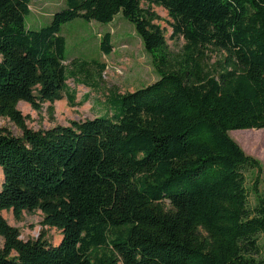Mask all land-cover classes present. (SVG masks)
<instances>
[{
  "label": "trees",
  "instance_id": "trees-1",
  "mask_svg": "<svg viewBox=\"0 0 264 264\" xmlns=\"http://www.w3.org/2000/svg\"><path fill=\"white\" fill-rule=\"evenodd\" d=\"M30 3L0 0V118L22 130L0 128V264H264L263 164L230 135L264 129V0H66L37 29L26 25ZM153 6L168 12L180 51ZM118 15L159 78L112 91L103 115L30 128L21 101L80 105L68 80L106 69L97 60L68 65L62 26ZM113 48L107 32L101 50ZM211 52L222 56L212 62ZM5 210L18 218L40 210L60 242L21 239Z\"/></svg>",
  "mask_w": 264,
  "mask_h": 264
},
{
  "label": "rangeland",
  "instance_id": "rangeland-1",
  "mask_svg": "<svg viewBox=\"0 0 264 264\" xmlns=\"http://www.w3.org/2000/svg\"><path fill=\"white\" fill-rule=\"evenodd\" d=\"M65 5L66 0H31V12L26 16L27 27L37 29L49 24L51 13H55ZM153 9L161 18L156 22L165 30L171 50L180 51L184 39H171L172 29L169 25L168 12L160 6H153ZM108 24L77 18L62 26L61 33L67 40L65 55L68 65L71 60L78 58L105 63L106 69L101 78L93 74L91 77L79 76L76 80L73 78L68 80L70 87L77 90L76 101L83 102L80 105L72 106L69 100L64 97L52 103L41 102V109L37 110L31 104L21 101L18 108L25 116L26 123L30 128L37 130L56 125H71L73 121L103 115L109 110L106 99L112 91L118 93L134 91L159 78L152 63V56L146 51L134 26L121 15L112 24ZM107 32L112 34L114 44L113 51L108 55L101 50V40ZM210 54L212 62L222 56L221 52H211ZM0 128L7 129L15 136L22 135V130L9 118H0ZM230 135L248 155L258 159L264 169V143H259L264 140V129L234 130L230 132ZM246 176L247 185L251 186L258 176V172L256 169L249 170L246 172ZM259 177L261 178L259 193L264 196V171ZM3 178V172L0 169V189ZM250 198L254 203L255 195L251 194ZM3 215L11 225L20 230V238L23 240L37 239L45 235V238L51 243L58 244L62 238L60 229L43 224L44 215L40 210L24 211L19 218L15 217L12 210L3 211ZM0 245H4V239L1 236Z\"/></svg>",
  "mask_w": 264,
  "mask_h": 264
},
{
  "label": "crops",
  "instance_id": "crops-1",
  "mask_svg": "<svg viewBox=\"0 0 264 264\" xmlns=\"http://www.w3.org/2000/svg\"><path fill=\"white\" fill-rule=\"evenodd\" d=\"M53 13H54V12H53ZM53 13H51V16H52ZM51 16H50V20H51V18H52ZM118 16H119V15H118ZM118 16H117V17H118ZM117 17H116V18H117ZM116 18H115L112 22H110L109 24H112V23L116 20ZM91 22H97V21H91ZM109 24H108V25H109ZM61 31H62V29H61ZM61 34H62V33H61ZM62 35H63V34H62ZM65 38H66V37H65Z\"/></svg>",
  "mask_w": 264,
  "mask_h": 264
}]
</instances>
